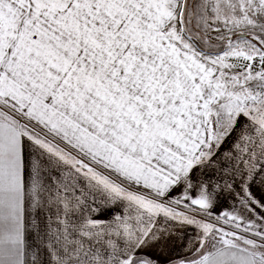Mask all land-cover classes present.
<instances>
[{
    "label": "snow or ice",
    "instance_id": "snow-or-ice-1",
    "mask_svg": "<svg viewBox=\"0 0 264 264\" xmlns=\"http://www.w3.org/2000/svg\"><path fill=\"white\" fill-rule=\"evenodd\" d=\"M0 264H264V0H0Z\"/></svg>",
    "mask_w": 264,
    "mask_h": 264
}]
</instances>
